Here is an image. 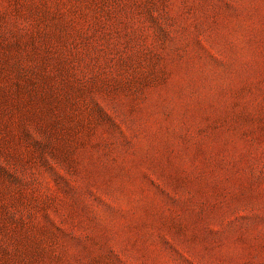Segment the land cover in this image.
Returning <instances> with one entry per match:
<instances>
[{
  "label": "rangeland",
  "instance_id": "obj_1",
  "mask_svg": "<svg viewBox=\"0 0 264 264\" xmlns=\"http://www.w3.org/2000/svg\"><path fill=\"white\" fill-rule=\"evenodd\" d=\"M0 264H264V0H0Z\"/></svg>",
  "mask_w": 264,
  "mask_h": 264
}]
</instances>
